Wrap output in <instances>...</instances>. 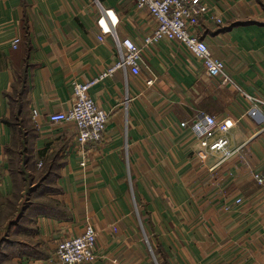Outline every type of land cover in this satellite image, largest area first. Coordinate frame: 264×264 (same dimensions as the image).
<instances>
[{
    "label": "crops",
    "instance_id": "crops-1",
    "mask_svg": "<svg viewBox=\"0 0 264 264\" xmlns=\"http://www.w3.org/2000/svg\"><path fill=\"white\" fill-rule=\"evenodd\" d=\"M98 1L118 19L114 36L99 39L96 0H0V196L14 193L21 158L34 172L47 165L60 205L27 217L18 264H52L57 242L87 223L99 258L81 264H264V183L254 178L264 171V0H202L190 27L229 82L163 38L144 47L138 74L120 68L93 84L110 116L105 141L87 145L81 165L76 125L48 115L70 107L73 80L121 59L118 42L141 46L157 23L135 0ZM204 114L237 119L225 151L210 148L219 133L197 140L181 126Z\"/></svg>",
    "mask_w": 264,
    "mask_h": 264
},
{
    "label": "built area",
    "instance_id": "built-area-1",
    "mask_svg": "<svg viewBox=\"0 0 264 264\" xmlns=\"http://www.w3.org/2000/svg\"><path fill=\"white\" fill-rule=\"evenodd\" d=\"M101 7V15L97 23L101 30L99 39L104 35L114 36V28L118 22L112 9ZM137 7L145 8L157 23L151 32L143 39L141 46L137 45L130 38H125L118 42L121 50V59L97 73L95 77L87 81L73 80V98L68 109L50 113L48 118L52 122H73L76 125L74 146L78 148L79 155L82 156L81 165L85 164L87 156L85 148L87 145H100L106 139L105 132L110 112L99 107L92 99L89 88L112 75L120 68H129L134 74L139 73L140 59L144 47L150 44L159 43L163 38L172 39L183 45L197 59H199L207 73L212 77L220 76L222 82H229L230 78L224 73V63L214 57L210 52L207 43L190 30L191 25L205 12L206 7L202 0H135ZM109 18L110 25L104 19ZM218 23L222 21L216 19ZM20 42V36L16 35L11 40V46L16 48ZM146 85L153 83V79H147ZM251 106L246 111L249 115H254L259 110L258 98H251ZM36 110L32 115L36 116ZM237 119L232 117H216L204 114L201 118L191 122L182 121L181 126L190 130L197 140L210 137L213 133H219V137L211 144L212 151H225L229 145L227 133L236 125ZM2 155L0 154V189L2 183ZM39 161L38 165L41 166ZM258 184L264 183V171L254 174ZM239 201V200H237ZM97 253V232L91 223H87L83 231L79 234L61 238L56 245L52 264H81L94 263L98 260Z\"/></svg>",
    "mask_w": 264,
    "mask_h": 264
},
{
    "label": "rangeland",
    "instance_id": "rangeland-1",
    "mask_svg": "<svg viewBox=\"0 0 264 264\" xmlns=\"http://www.w3.org/2000/svg\"><path fill=\"white\" fill-rule=\"evenodd\" d=\"M21 158L14 163L13 173L16 179L14 193L10 197L0 196V264H18L15 259L18 254L17 240L20 239L19 230L30 217V213L57 210L60 205L55 198L57 192L53 185V177L47 165L37 172L23 166ZM47 178L45 181L43 179ZM53 194V197H52ZM27 208L28 214L19 219L20 214ZM20 224L12 225L15 221ZM18 221V222H19Z\"/></svg>",
    "mask_w": 264,
    "mask_h": 264
}]
</instances>
